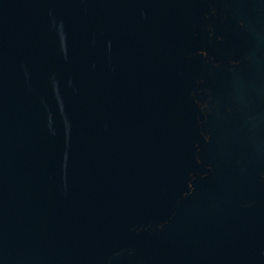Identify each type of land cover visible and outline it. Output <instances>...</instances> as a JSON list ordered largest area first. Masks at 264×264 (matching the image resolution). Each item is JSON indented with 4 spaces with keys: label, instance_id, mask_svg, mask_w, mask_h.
I'll return each instance as SVG.
<instances>
[{
    "label": "water",
    "instance_id": "water-1",
    "mask_svg": "<svg viewBox=\"0 0 264 264\" xmlns=\"http://www.w3.org/2000/svg\"><path fill=\"white\" fill-rule=\"evenodd\" d=\"M0 264H264V0H0Z\"/></svg>",
    "mask_w": 264,
    "mask_h": 264
}]
</instances>
